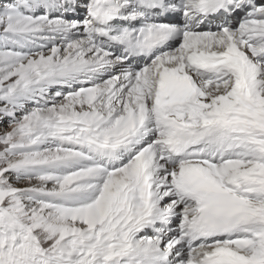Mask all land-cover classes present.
<instances>
[{"label":"snow or ice","instance_id":"snow-or-ice-1","mask_svg":"<svg viewBox=\"0 0 264 264\" xmlns=\"http://www.w3.org/2000/svg\"><path fill=\"white\" fill-rule=\"evenodd\" d=\"M0 264H264V0H0Z\"/></svg>","mask_w":264,"mask_h":264}]
</instances>
